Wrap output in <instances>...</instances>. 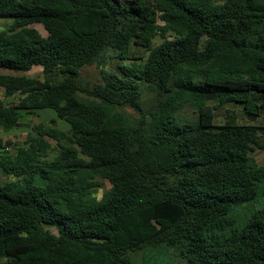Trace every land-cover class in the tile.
Segmentation results:
<instances>
[{
	"label": "trees",
	"instance_id": "obj_1",
	"mask_svg": "<svg viewBox=\"0 0 264 264\" xmlns=\"http://www.w3.org/2000/svg\"><path fill=\"white\" fill-rule=\"evenodd\" d=\"M3 20L0 90L18 99L0 102V130L27 132L0 139L4 264H264V208L231 216L264 183V127L216 124L227 104L264 117V0H0ZM107 59L125 64L88 100L81 70Z\"/></svg>",
	"mask_w": 264,
	"mask_h": 264
},
{
	"label": "rangeland",
	"instance_id": "obj_2",
	"mask_svg": "<svg viewBox=\"0 0 264 264\" xmlns=\"http://www.w3.org/2000/svg\"><path fill=\"white\" fill-rule=\"evenodd\" d=\"M11 21L8 20H3L0 21V31L4 29H10L11 27ZM34 28H36L42 36L46 37L48 34L46 30L43 28L41 25H34ZM161 41V39L158 37L155 40V43L158 44ZM148 51L144 49H137L134 52L135 57L137 58H142L146 59L148 56ZM125 64L124 62L118 60V59H107L106 64L103 67L98 66L97 64L92 65V66H87L81 70V74L79 77V84L81 88L84 91L83 96L88 99V100H93V91L96 85L103 84V72L104 71H110L114 73H120L119 67L121 65ZM129 64V63H128ZM5 73H12L16 75H21L20 73L17 72H8L6 71ZM25 75H27L30 78H40L43 79V72L42 68L40 67H34L31 71L27 72ZM18 96H10V97H5V93L3 90H0V102H7V103H12L15 102L18 98ZM144 100H146L149 104L153 100V94L146 90L144 94ZM215 102H211V104H214ZM125 112L130 115L132 118H137L138 114L131 108H126ZM229 114H234L238 121L240 123H255L258 124L259 126L264 127V117L259 118L257 121H252L250 120L244 113L242 108L237 105V104H227L225 106L219 107L216 111V124L220 125L223 124L226 121V117ZM40 116V117H39ZM56 114L52 110H46V111H39L35 116L30 117L31 121H33L34 124H38L40 122H47L49 117H55ZM181 116L184 119L187 120H194L195 119V113L191 108H186ZM48 117V118H47ZM68 125L65 122L60 121L59 122V127H61L63 130L66 132L68 131ZM11 133H15L17 137L20 138V140H23L25 138V135L27 134L26 129L24 128H16L10 131ZM19 140V141H20ZM53 144H55L53 142ZM254 156L256 160L258 161L259 164H264V150H257L254 153ZM7 178L5 176L0 175V183L6 181ZM104 185L97 189L96 191V197L100 198L103 196V194L109 190L110 188V183L108 181L103 180ZM264 208V183L260 186L259 194L257 199L248 204H244L242 206L234 207L232 209L231 216L236 219V227L239 228L242 226L245 221L251 216V214L257 210H261ZM54 227V226H53ZM56 227V226H55ZM52 231H56L55 228H50ZM154 251V250H153ZM171 255L174 254L173 251L170 252ZM135 262L137 264H141L142 261L144 260L145 253H138V254H132L131 255ZM155 260L158 261V264H171L170 259L163 255L162 257L157 256L155 257ZM149 264H153V261L148 260ZM0 264H4V261L0 260ZM175 264H181L179 259L176 258Z\"/></svg>",
	"mask_w": 264,
	"mask_h": 264
},
{
	"label": "crops",
	"instance_id": "obj_3",
	"mask_svg": "<svg viewBox=\"0 0 264 264\" xmlns=\"http://www.w3.org/2000/svg\"><path fill=\"white\" fill-rule=\"evenodd\" d=\"M0 139H3L4 141H14V142L20 140V138L17 137L15 133H11V132L5 133L2 130H0Z\"/></svg>",
	"mask_w": 264,
	"mask_h": 264
}]
</instances>
